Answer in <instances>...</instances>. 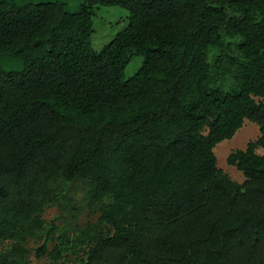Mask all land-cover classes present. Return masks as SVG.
<instances>
[{
    "label": "trees",
    "instance_id": "1",
    "mask_svg": "<svg viewBox=\"0 0 264 264\" xmlns=\"http://www.w3.org/2000/svg\"><path fill=\"white\" fill-rule=\"evenodd\" d=\"M102 6L129 24L96 51ZM0 54V264H264V0H0ZM77 184L98 219L47 223Z\"/></svg>",
    "mask_w": 264,
    "mask_h": 264
},
{
    "label": "rangeland",
    "instance_id": "2",
    "mask_svg": "<svg viewBox=\"0 0 264 264\" xmlns=\"http://www.w3.org/2000/svg\"><path fill=\"white\" fill-rule=\"evenodd\" d=\"M60 1L67 4L69 12H78L83 0H14L17 6H24L27 3H42ZM129 24V13L121 7H105L97 9V13L93 18V35L92 44L96 51H101L108 45L115 36L124 30ZM231 42L230 40H227ZM234 43V42H231ZM143 63V57H135L128 65L125 71V78L132 77L140 69ZM0 67L6 72H20L24 69V63L19 57L2 56L0 54ZM224 88L229 89L232 85L231 80L224 81ZM257 101H264L258 99ZM260 136L259 127L246 121L244 126L230 140L223 141L216 149L215 154L218 160V167L236 182L242 183L245 180L244 174L235 166L229 164L228 158L230 154L236 150H243L250 141L258 139ZM264 154V149L257 151ZM71 189V188H70ZM86 193L81 184H77L66 195L61 198V204L47 208L44 213V220L55 222L60 227L66 223H71V227L75 223L84 226L88 221L95 222L98 219L99 212L94 211L85 199ZM44 238L30 240L27 245L29 251L30 264L48 263V258H39L37 256V248L44 243ZM49 249L52 246L49 245Z\"/></svg>",
    "mask_w": 264,
    "mask_h": 264
}]
</instances>
